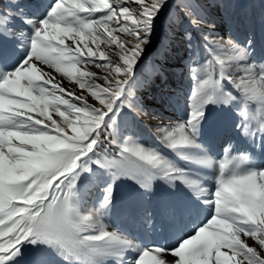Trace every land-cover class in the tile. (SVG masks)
Returning <instances> with one entry per match:
<instances>
[{
	"label": "snow or ice",
	"instance_id": "1",
	"mask_svg": "<svg viewBox=\"0 0 264 264\" xmlns=\"http://www.w3.org/2000/svg\"><path fill=\"white\" fill-rule=\"evenodd\" d=\"M168 5L12 0L0 7V264H264V162L255 158V149L264 153V62L253 58L251 39L242 45L202 35L187 117L156 129L172 155L116 122L125 110L144 112L135 70L161 19L179 20ZM175 7L191 28L206 23L191 0ZM183 37L190 49L192 32ZM56 74L96 103L64 88ZM209 105L235 108L232 129L243 150L234 153L229 143L216 158L200 142ZM216 167L214 187L206 188L201 170ZM91 177L103 189L85 209L80 185ZM118 180L146 194L157 180L183 185L189 204L208 214L172 248L134 242L105 222Z\"/></svg>",
	"mask_w": 264,
	"mask_h": 264
},
{
	"label": "rangeland",
	"instance_id": "2",
	"mask_svg": "<svg viewBox=\"0 0 264 264\" xmlns=\"http://www.w3.org/2000/svg\"><path fill=\"white\" fill-rule=\"evenodd\" d=\"M10 2L12 0H0V7ZM24 2L36 5L47 4L49 0H24ZM179 2L180 0H169L168 5L169 12L179 13V20H176L175 17L167 22L163 18L161 19L152 36L151 43L145 46L146 50L135 70V92L143 104L144 112L137 115L130 114L125 110L116 121L125 135H130L145 145L159 147L169 155L172 154L161 143L156 129L158 126L175 125L187 117L189 97L196 86L190 69L197 62H202L201 56L197 53V45L202 47L203 34L212 33V37L217 40L231 38L242 45L247 44L248 40L251 39L253 58L258 63L264 62V0H191L193 4L199 6L196 11L203 15L206 21L198 29L191 28L187 17L180 12L179 8L175 7ZM186 29L193 34L190 49L183 37ZM162 43L167 46L166 49L161 48ZM162 51L165 52L163 57L161 56ZM221 54L223 55V53ZM113 59L115 58L113 57ZM158 68L163 73L162 76L157 71ZM45 70L51 71L50 69ZM89 70L100 72L99 69L91 66H89ZM56 78L64 88L75 91L78 95L86 96L89 103H96L88 93H82L74 83L59 74H56ZM97 83L101 82L97 81ZM216 107V105L208 106V117L204 123V128L212 124L211 120L213 121L217 115L218 109ZM251 107L254 108L255 106L252 105ZM224 114L230 118L232 127V123L236 119L235 108L226 107ZM53 118L59 120V117L55 116L54 113ZM214 138L215 140L212 139L210 146H208L210 151L215 149L213 143L218 142V147L222 146V149L230 143V140L225 139V137L222 141L219 136ZM239 142L243 145L240 140ZM222 149L219 153H223ZM175 159L184 165V161ZM185 166L195 167L194 165ZM162 182L166 184L164 181ZM129 188L135 189L141 198L146 199L149 196L139 189L133 181L118 180L114 187L113 207L105 220L106 223L112 225V220L123 217L122 214L125 210L118 204L121 200L127 199ZM102 189L103 180L97 177L83 181L80 185L82 207L85 209L90 207L99 198ZM115 207H118L120 212H116ZM172 213H174V217H178L177 219L183 214L181 211L177 213L168 211L164 215V221H169ZM183 215L185 218L184 225L191 224L190 231L192 232L191 229L197 226L195 223L197 213L192 210V213H184ZM127 224L123 229L127 227ZM48 259L54 260L55 258L48 257Z\"/></svg>",
	"mask_w": 264,
	"mask_h": 264
},
{
	"label": "bare ground",
	"instance_id": "3",
	"mask_svg": "<svg viewBox=\"0 0 264 264\" xmlns=\"http://www.w3.org/2000/svg\"><path fill=\"white\" fill-rule=\"evenodd\" d=\"M216 108L218 109L216 111L217 115L213 121L211 120L212 124L204 128L203 134L199 138L200 142L209 149L208 146H210L212 139L215 140V136H219L221 141L225 137V139L230 140L233 152H239L240 148H245V145L240 144L239 139L235 138L230 118L224 114L226 107L217 106ZM209 128L215 129L214 134H209ZM213 144L215 149L212 151L209 149L211 155L216 158L221 157L223 153L219 152L222 146L218 147V142ZM223 151L224 149H222ZM255 158L257 162H264V153H261L259 148L255 149ZM217 174L218 167L211 171L201 170L206 188L214 187ZM128 192L127 199L121 200L118 204L125 210L122 214L123 217L112 220L111 224L123 229L125 224L128 223L123 231L129 238H135L134 242H143L149 246L160 245L172 248L178 239L192 233L190 231L191 224L184 225V213L195 211L197 213L195 218L196 225H199L208 214V209L202 204L200 207H193L189 204L188 196L186 195L187 189L183 185L173 189L161 180H157L154 183L152 193L146 199L139 197L135 189L129 188ZM115 210L120 212L118 207H115ZM168 211L176 213L181 211L183 214L177 219L178 217H174V213H172L169 221L166 222L164 221V215ZM117 219L118 222H116ZM247 242L253 244L251 239H248ZM128 255L132 256L134 253L130 252ZM164 258L167 260L173 259L170 254H165Z\"/></svg>",
	"mask_w": 264,
	"mask_h": 264
}]
</instances>
